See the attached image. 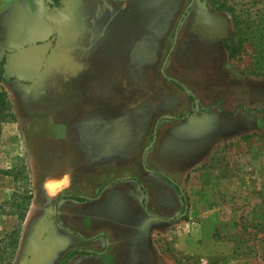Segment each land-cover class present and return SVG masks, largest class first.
<instances>
[{
  "label": "rangeland",
  "instance_id": "rangeland-1",
  "mask_svg": "<svg viewBox=\"0 0 264 264\" xmlns=\"http://www.w3.org/2000/svg\"><path fill=\"white\" fill-rule=\"evenodd\" d=\"M47 3L37 43L52 47L41 74L28 84L0 81L8 103L0 108V264H42L37 246L59 241L55 199L69 178L53 176L68 170L60 160L69 157L65 143L84 148L86 129L107 125L101 115L109 118L111 155L126 157L121 176L139 174L142 155L147 172L167 164L169 136L206 127L179 178L187 201L155 238L159 264H264V58L252 23L264 24V0L227 2L249 21L240 41H227L232 17L209 0ZM226 41L240 49L227 50ZM23 93L25 116L13 102ZM43 115L66 127L63 140L27 130V117L36 124ZM86 171L74 174L81 185L94 184L97 176ZM62 225L67 231L71 223Z\"/></svg>",
  "mask_w": 264,
  "mask_h": 264
},
{
  "label": "crops",
  "instance_id": "crops-1",
  "mask_svg": "<svg viewBox=\"0 0 264 264\" xmlns=\"http://www.w3.org/2000/svg\"><path fill=\"white\" fill-rule=\"evenodd\" d=\"M46 24L45 0H0V59L5 52L37 43ZM27 97L28 94L23 93L13 99L20 107L16 110L19 115H26ZM26 121L29 123L27 130L34 129L39 136L55 140H63L66 136V127L51 124L45 115L36 124L34 118L27 117ZM105 122V127L95 129L92 124L86 129L84 148L83 145L78 148L73 139L65 143L70 149L69 157L63 158L65 155H62L60 160L68 161L69 165L62 163V168L68 170L53 176L55 181L62 174L69 178L68 187L57 193L55 199L58 201L54 208L55 218L61 222L57 224L59 241L55 239L52 245L48 243L50 246L45 242L37 246L39 260L44 259L42 264L51 261L48 257L51 248L56 264H122L124 256L130 255L139 261L137 264H159L157 256L160 252L155 238L161 225L174 226L167 220L179 215L183 202L178 192L152 170L166 174L180 184L192 167L191 143L200 142L201 129L206 127L201 125L195 130H185L183 136L175 137L177 143L169 136L173 142H166L168 163L154 167L147 165L151 168L149 172L144 167L149 164L148 160L144 155L140 156L139 174L134 175L139 179L138 183L131 179L134 176L120 175V160L126 157L119 152L111 155L109 122ZM67 135L76 136L78 133ZM84 166L91 168L90 174L97 176L92 185H81L82 180L74 174ZM141 186L145 188V194ZM73 197L85 200L78 201ZM62 221L71 223L65 228L67 231ZM71 251L82 254L67 258Z\"/></svg>",
  "mask_w": 264,
  "mask_h": 264
},
{
  "label": "trees",
  "instance_id": "trees-1",
  "mask_svg": "<svg viewBox=\"0 0 264 264\" xmlns=\"http://www.w3.org/2000/svg\"><path fill=\"white\" fill-rule=\"evenodd\" d=\"M212 4V7L214 10L216 11H226L228 12L231 17H232V24H233V30L231 33L230 38L227 41H232L235 37H237V40H241V36L243 31V28L248 27V20H243L242 17L240 16V14L236 13V9L233 7V5H227V2L229 0H209ZM231 1V0H230ZM53 4V6H52ZM52 4L47 3V5L51 6V7H57L60 8L61 7V0H52ZM55 7V8H56ZM252 23L255 25V30L259 33L258 35V44L257 47L259 48V52L258 54L260 55V57L264 58V24H261L262 22H253ZM223 42L225 48L227 50H231L233 51V53L236 52V50L240 49V43L235 44H228V42ZM104 47L102 46V49ZM102 53H106L105 51H102ZM8 52H5V54L3 55L2 59L0 60V81L1 82H14V83H18L14 77L9 76L6 74V69H5V62H6V58H7ZM171 82L176 85L179 86L178 83L174 80H171ZM22 84H28V83H22ZM5 108L8 107V103L7 101H5L4 99V93L0 92V108ZM102 117L105 116V118H107L106 120L109 121L108 115H101ZM74 142H77L78 145L80 144V141L78 140H74ZM154 174L160 176L162 179H164L167 183H169L177 192L178 194L181 196L182 202L185 203L187 201V197L186 195L182 192L180 186L178 185V183H176L171 177H169L166 174L157 172V171H153ZM131 179L136 180L139 183V179H137L136 177H131ZM115 182V181H114ZM142 191L144 192V194L146 193V190L143 186H141ZM73 199L78 200V201H84L85 199H82L80 197H73ZM146 205V200L144 199V206ZM75 254H82L80 251H71L68 253V255L66 256L67 258H69L70 256H73ZM83 254H86L85 252Z\"/></svg>",
  "mask_w": 264,
  "mask_h": 264
},
{
  "label": "water",
  "instance_id": "water-1",
  "mask_svg": "<svg viewBox=\"0 0 264 264\" xmlns=\"http://www.w3.org/2000/svg\"><path fill=\"white\" fill-rule=\"evenodd\" d=\"M51 47V41H44L9 52L5 62L6 74L14 77L20 83L35 81L41 74Z\"/></svg>",
  "mask_w": 264,
  "mask_h": 264
}]
</instances>
